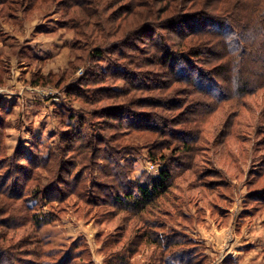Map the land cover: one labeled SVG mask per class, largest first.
Here are the masks:
<instances>
[{
	"label": "rangeland",
	"instance_id": "obj_1",
	"mask_svg": "<svg viewBox=\"0 0 264 264\" xmlns=\"http://www.w3.org/2000/svg\"><path fill=\"white\" fill-rule=\"evenodd\" d=\"M222 1L206 9L208 0H0V250L8 261L121 264L149 232L189 241V264H264L263 198L248 199L250 185L264 188V87L242 98L206 94L213 85L199 75L224 83L225 67L206 30L188 35L200 52L185 73L151 62L159 36L184 50L167 20L222 16ZM97 48L103 60L90 56ZM159 168L172 172L177 212L163 205L167 217L152 208L135 215L115 203L121 187L135 191ZM222 191L233 201L220 217ZM137 247L130 264H149L152 248Z\"/></svg>",
	"mask_w": 264,
	"mask_h": 264
},
{
	"label": "trees",
	"instance_id": "obj_2",
	"mask_svg": "<svg viewBox=\"0 0 264 264\" xmlns=\"http://www.w3.org/2000/svg\"><path fill=\"white\" fill-rule=\"evenodd\" d=\"M208 3L209 5H207L208 7L206 9L212 8L210 0H208ZM220 4L223 6L228 5V7L222 8V16H204L197 21H187V23L189 22L188 24L185 23V21H180V18L178 17L179 14L169 21L167 20L168 25L166 30L172 32V34L174 32V34L179 37L180 42L177 43V46L184 50H175L173 48V42L171 43L168 39L165 40L166 45H163L161 37L159 36L156 39L157 46L155 47V55L151 58V62L154 61L155 66H158L159 63L158 65H156V63L160 61L163 62L162 65L165 64L164 66L168 67V71L170 72H178L179 74L185 73L186 70L181 66L183 65L186 67L188 61L193 60L192 56H196V52H200L196 51V49L194 50V47L189 45L191 41H189L188 35H191L192 37L197 35L203 36L201 32L205 30L208 31V34L213 35L215 38L212 42L206 44L211 45L214 50H218L223 54L222 57L217 55L214 60L225 59V67L222 69L223 75L220 77L224 83H221L220 81L219 83L217 81L216 84L208 80L206 75H199V77L206 78L204 80L205 83L213 85L212 91L214 94L205 93L210 95L214 101L221 99L222 95H224V98H242L250 96L257 93L258 89L261 87H264V0H226L220 2ZM201 5V7H203L205 4L201 3ZM230 12L232 13L229 15L228 13ZM171 13L175 15L176 8H172ZM226 14H228V16L223 17V15ZM181 24H187V27L186 25L184 26L186 28H184V30L188 32L181 28L178 30L177 27L182 26ZM88 25L89 22H86V26ZM154 25L155 24L152 23V26ZM192 31L197 33H193ZM205 33L206 32H203V34ZM205 36H207V33ZM187 44L190 46L189 48L186 46ZM198 48L199 45L197 49ZM104 54V49L97 48L94 49L93 53H90V56L103 60ZM197 54H202V52ZM154 58H156L157 61L153 60ZM228 74H230V78H227ZM225 80L227 81L225 82ZM185 82L186 84L195 87L192 80ZM196 86H198L197 83ZM223 88H225L227 92L224 91ZM254 147L255 146H253L252 149ZM184 148L188 151H193L189 146H184ZM216 162L217 161H214V164ZM230 164L233 163L230 162ZM185 172L196 176L195 172L191 171L190 167H186ZM171 179V170L162 168L157 175L152 177L148 176L142 182L133 183L132 188H134L135 191L125 190L121 187L124 192V197H116L115 203L119 205L126 203L123 205L126 210L136 208L135 210H137V212L135 215L138 211L143 212L147 208H152L157 209V214H163V212H165L164 216L167 217L168 213L163 211L164 209H162V206L167 205L175 212H177L176 207L178 206L175 202L178 200L176 196H174V200L172 204H170L171 201L169 198L173 197L172 193H169L170 191L168 192L169 188H173V185H171ZM258 179L261 180L262 178ZM250 186L248 192L249 203H258L256 194H261L263 201L260 200V202L263 203L264 206V188L256 189L257 187H255V184ZM225 187L228 186L225 185ZM210 191L212 192L213 189ZM163 196L165 197L162 198ZM216 197L219 201L218 205H215V209L218 212L217 215L220 217L228 216L229 213L227 212L230 211V201H233V195L231 196V193L228 194L225 191H222V193H219ZM161 199L164 201L159 203L158 201ZM151 211L152 210H149L148 212L151 214ZM3 212H5L4 209L0 210V213ZM150 224L151 223H148V228L152 229ZM155 234L148 232V237L136 238L134 245H132L131 248L126 247L127 258L121 264H130L132 258L137 254V246L144 243H148V248H152V251L150 253L148 252V255H151L149 258L157 264H189V257H192L191 255L194 253L190 252V249L185 248L187 243L190 245L189 241H186L185 238L176 237L174 235L157 237ZM5 241L6 236L3 237V242ZM112 245L116 246L117 244L112 243ZM2 250L5 249L1 248L0 250V264H14V262L7 260V258L12 257H6V255L1 252ZM149 258L148 263L151 264ZM30 263L43 264L35 263L33 261ZM107 264L110 263L108 262Z\"/></svg>",
	"mask_w": 264,
	"mask_h": 264
},
{
	"label": "built area",
	"instance_id": "obj_3",
	"mask_svg": "<svg viewBox=\"0 0 264 264\" xmlns=\"http://www.w3.org/2000/svg\"><path fill=\"white\" fill-rule=\"evenodd\" d=\"M155 168V166L153 165H150V169L153 170ZM159 171H160V168H159Z\"/></svg>",
	"mask_w": 264,
	"mask_h": 264
}]
</instances>
